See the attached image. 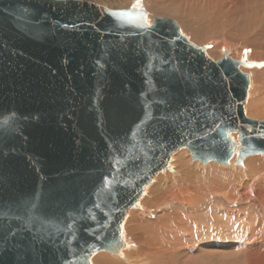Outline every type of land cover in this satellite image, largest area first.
<instances>
[{
	"label": "water",
	"instance_id": "1",
	"mask_svg": "<svg viewBox=\"0 0 264 264\" xmlns=\"http://www.w3.org/2000/svg\"><path fill=\"white\" fill-rule=\"evenodd\" d=\"M262 66L214 62L140 7L0 0V264L122 257L130 209L177 152L264 154L239 70Z\"/></svg>",
	"mask_w": 264,
	"mask_h": 264
},
{
	"label": "bare ground",
	"instance_id": "2",
	"mask_svg": "<svg viewBox=\"0 0 264 264\" xmlns=\"http://www.w3.org/2000/svg\"><path fill=\"white\" fill-rule=\"evenodd\" d=\"M167 1L170 2L172 0H167ZM167 1L165 4H168ZM198 1L199 3L201 1L202 5L195 2L196 6L190 5L191 7L189 8L188 12L185 10L181 11L180 9H177L179 7L171 8L169 4H168L169 7L167 5H163V4L161 5L162 2H160V4L157 3V5L155 4L154 6H151V11L153 13H162V14L170 13V14L178 15L179 19L184 24L186 32L192 35L191 37L192 41L199 40L197 42L198 44L200 41L206 40L208 35H212V39L211 38L210 40L208 39L209 44H202L204 43L202 42L201 45L199 44L200 45L199 47L205 46L206 55L214 62L217 61L216 59H212V58H217L215 54L219 55L222 54V52H226L228 57L234 60L235 59L233 57L234 52L232 51V49H234L236 52L239 49H241V46L245 43L250 44L249 47L252 48V54H251L252 58L257 60V61L250 60L248 62H256V63L264 62V0H198ZM136 2H138V0ZM172 2H173L172 6H176V4L178 3V2L176 3L175 0H173ZM185 2L187 3V1ZM133 3L135 4V2ZM145 3L147 4V2ZM141 4H142V0H141ZM197 4L200 6H198ZM188 13L189 14L192 13L193 15L194 13H196L199 18L198 20L196 19L197 22H195L194 20L193 22L190 19L192 15L190 14L191 15L190 16L188 15ZM153 17L154 16L150 18L147 14V23ZM221 31L223 32L226 31L228 33V36L226 35L228 39L225 38L226 37L225 35L219 37V34L221 35L220 33ZM218 37L219 40H217ZM243 61H247V60L244 59ZM239 70L242 73L247 74L249 76V81H250L245 115L247 112L249 114L250 113L254 114L255 116H260V115L264 116V91L263 92L261 91V93H259V96L258 94L255 95V93L257 92V90L255 89V85L258 86L264 83V66L259 68L240 67ZM253 81L255 83L254 85H253ZM254 95L255 97L253 98ZM250 120H254V119H250ZM237 137L238 136L236 133L231 135V138L235 143H238ZM184 150L185 149H182L174 155L170 163L172 170L171 171L166 170L164 172L159 173L155 178V180L153 181V183L151 184V186L149 187L151 189L154 186V190H156V192L166 189L164 191L165 194L163 195V197L165 198L164 202L161 201L164 203L163 206L172 207L174 204L178 203L180 205L181 211L176 213L174 216L173 215L169 216L168 214L169 217L163 214L164 216H160L159 219L160 222L157 224L146 223L139 219V215L140 213L143 212L144 208H147L148 204L145 205L144 203H140L139 208L130 209L127 218L125 220V224L123 226V231H122V238L123 236H127V233L129 232L132 238L134 239V241L132 240L133 242L132 241L126 242L123 239V241L127 244V247L122 250V257L101 251L92 257L91 264H187L189 261H191L190 257L192 251H198L196 256L199 257L198 254H201V256L204 255L206 249L205 250L203 249L207 248L208 244L210 245L209 247L211 248H217L218 246H220L221 243L217 240L218 238L215 237L214 235H213L214 236L213 239L208 235L210 239H208L209 241L207 242L206 240L207 238H205L207 236H205L203 225L195 224L197 223L195 221L196 216L194 215L195 218H193V214L194 213L197 214L195 212L196 209L192 208L193 211L190 210V212L188 213H185L187 211L184 212V209L194 207V205L201 199L204 200L210 199V196L213 194L223 197L224 199L229 201L231 200L236 201V199L238 198H241L242 200L243 199L258 200V197L264 196V156H263L264 154L251 155L249 157H246V159H243L241 165H239L240 167L239 166L236 167V165H234L236 164V159H237L236 158L237 152H236L233 155V157L230 159L228 164L225 165L228 168L229 172H224L223 170H226L225 167L224 169H221L218 166L219 165L218 163L214 162L215 165H213L212 164L213 161L208 162V165L203 169L200 167L199 161L189 163L188 160L190 159H188L186 162L184 158L180 157L187 152V151L185 152ZM175 159H178V162L180 163V167H181L180 170L182 172V175L189 174L192 171L191 170L192 168L200 171L202 170L203 172L210 171L213 173L208 175V177L206 176V180H208L207 182L209 184L208 186H212V182L216 181V183L219 182L221 185H224L225 188L212 187L211 189L212 191L210 192V194L206 195L205 192L201 191V187H200L201 185L197 183L198 179H200L201 177L197 176L195 173L194 176L196 177L195 179L197 180L194 182L195 184L192 182L190 183V179L192 178L187 180H181L180 182H176V180L175 182L171 181L172 180L171 175H175V173H177L175 166L173 165L174 162H176ZM197 166H199L200 168H198ZM214 170H218V171H214ZM232 173L237 174V176L232 177L233 176ZM191 176H192L191 174L187 175L188 178ZM219 177H225V178L219 179ZM203 178H205L204 175ZM195 179H193V181ZM211 180L213 181L211 182ZM240 194H243V196H240ZM148 196L150 195H147V197ZM146 200H148V198H146ZM159 200L160 198L158 199V201ZM152 202L156 203L154 201ZM214 208L218 209V206L216 207L214 206ZM262 208L264 210V205H262ZM208 211L205 212V214L208 213ZM220 211L221 213H217V214H224L225 216L226 215L228 216V220L223 223L225 224L227 223V225L224 224L226 226V230L232 232V237L230 239L234 240V244H235L234 246L237 245L238 242L237 239L240 240L243 238V240L241 241L243 246L240 247L241 244H239V248L246 250L245 253L247 258L248 259L254 258L256 260L264 259V220H256L253 217V218H249V220L247 221L243 217V215L240 218L236 217L237 219L236 220L232 216V212H225L223 210ZM210 214L208 213V215ZM204 217L202 219L206 220L204 219ZM216 219L217 221L214 223L212 222L213 225H211V227L209 226L211 228L210 232L213 231H215L214 233L219 232L218 225H220L221 220L223 221V219L217 218V216ZM201 220H199V222L203 221ZM248 222H250V224L251 222H253L252 226L248 227L250 225L248 224ZM204 225H205V221H204ZM238 233L242 234L241 238H239L240 235L238 236ZM245 242H250V243L245 244ZM194 243L196 244V246L193 245ZM134 245L137 246L138 251L137 253L132 254L131 247L134 248L133 247ZM235 248L237 247H234L233 249L235 250ZM184 256H188L187 259L180 262L178 258L180 257L182 258ZM193 262L196 261L194 260ZM199 262L200 263L198 264H206V262L203 261V257L200 258ZM248 263L252 264V260L249 261Z\"/></svg>",
	"mask_w": 264,
	"mask_h": 264
},
{
	"label": "rangeland",
	"instance_id": "3",
	"mask_svg": "<svg viewBox=\"0 0 264 264\" xmlns=\"http://www.w3.org/2000/svg\"><path fill=\"white\" fill-rule=\"evenodd\" d=\"M80 1H87V2H92V3H96V4H98V5H101V6H103V7H105V8H107V9H109V10H120V9H128L129 7H131V6H133L134 5V3L133 2H135V4H139L140 6V8H143V9H145V11L147 12V14H148V16L151 18L152 16H154L152 19H150L149 21H148V23L149 24H151L152 22H153V19L155 18V17H164V18H169V19H172V20H174L177 24H178V26H179V28H180V30H181V33H182V35L183 36H185L191 43H193L194 45H196V46H200L201 45V43L202 42H204V43H202V44H209V40H210V38L212 39V35H208L207 36V42H206V40H202V41H200L199 42V44L197 43L199 40H193L192 41V35L190 34V33H187L186 32V30H185V27H184V24H183V22L179 19V16L178 15H175V14H168V13H153L152 11H151V6H154L155 4L157 5V3H159L160 4V2H162L161 3V5L163 4V5H167L168 6V4H169V6L171 7V8H176V7H179V8H177V9H180L181 11H183V10H185V11H187L188 12V10H189V8L191 7V6H196L195 4L196 3H198V4H200V5H202V3H201V1H200V3H199V1L198 0H185V1H187V3L189 4H187L184 0H182L183 2H185V3H183L182 1H180V0H175L176 1V6H172L173 5V0L172 1H167V0H142V4H141V0H138V2H136L137 0H80ZM166 1H167V3L168 4H165L166 3ZM198 1V2H197ZM117 2V3H116ZM145 2H147V4L145 3ZM183 3V4H181V3ZM196 2V3H195ZM145 3V4H144ZM154 3V4H153ZM194 3V4H193ZM181 4V5H180ZM186 4V5H185ZM193 4V5H192ZM197 4V5H198ZM143 5V6H142ZM184 5V6H183ZM191 5V6H190ZM200 5H198V6H200ZM168 6V7H169ZM187 8V9H186ZM153 13V14H152ZM156 14V15H155ZM192 16H191V15ZM188 13V15H190L189 17H190V19L193 21H195V22H197L196 21V19L198 20L199 18H198V16H197V14L196 13H194V15L192 14V13ZM196 15V16H195ZM188 17V18H189ZM196 17V18H195ZM193 21V22H194ZM186 32V33H185ZM221 33V35L219 34V37L220 36H228V33L225 31V32H223V31H221L220 32ZM222 33H223V35H222ZM227 33V34H226ZM234 33H235V31H234ZM225 37V38H227L228 39V37ZM217 37V36H216ZM219 37L217 38V40H219ZM236 37V36H235ZM224 38V37H223ZM194 39V38H193ZM209 39V40H208ZM221 40V39H220ZM232 40H235V39H232ZM238 40H239V37H238ZM221 44V43H220ZM218 46V45H217ZM250 46V44H248V43H245V44H243L242 46H241V49H239L238 51H236L235 52V50L234 49H232V51L234 52L233 53V57L235 58L234 60H247V61H250V60H254V61H257V60H255V59H253L252 58V48L251 47H249ZM238 52V53H237ZM215 56H217V58H212V59H216L217 61L219 60V59H221V57H222V54H219V55H216L215 54ZM233 60V59H232ZM255 83H254V81H253V85H254ZM250 88H251V86H250ZM255 89L257 90V92L255 93V95L256 94H258V96H259V93H261V91L263 92L264 91V83L262 84V85H258V86H256L255 85ZM255 95L253 96V98L255 97ZM257 97V96H256ZM251 114V113H250ZM249 113H247L246 112V117L248 118V119H254V120H256V121H264V116L263 115H260V116H255L254 114H251L250 115ZM254 115V116H253ZM186 153L184 154V155H182V156H180V157H182V158H184V160L187 162V160L188 159H190V160H188V162L189 163H193V162H197V161H192L191 160V153L188 151V150H184ZM238 155V154H237ZM264 156V155H263ZM177 157H179V156H177ZM237 158V157H236ZM246 159V158H245ZM175 161L176 162H174V166H175V169H176V171H177V173H175V175H171V177H172V180L171 181H173V182H175V180H176V182H180L181 180H187V179H190V178H192V179H190V183L192 182V183H194L195 181H197L195 178V176H194V173L197 175V176H200L201 178L200 179H198V181H197V183L198 184H200L199 186L201 187V191L202 192H205V194L206 195H208V194H210V192L212 191L211 189H212V187L214 188V187H218V188H223L224 187V185H221L218 181V183H216V181H214V182H212L213 180H211V182H212V186H208L209 184H208V180H206V176L208 177V175H210L211 173H213V172H210V171H208V172H203L202 170L200 171V170H197V169H191L192 171L189 173V174H187V175H192L191 177H187V175H182V172H181V170H180V163L178 162V159H175ZM189 163H188V165H189ZM213 165H215V163L213 162L212 163ZM211 164V165H212ZM183 165V164H182ZM199 165H200V167L203 169L204 167H206L207 165H208V163L205 165V164H200V162H199ZM216 165H218V164H216ZM234 165H236V164H234ZM221 169H224V167H225V169L226 170H223L224 172H229V170H228V168L225 166V165H222L221 166V164H219L218 165ZM239 165H236V167H238ZM198 168H200L199 166H197ZM218 167V168H219ZM223 167V168H222ZM240 167V166H239ZM214 171H218V170H214ZM202 172V173H201ZM218 173V172H217ZM205 176V178H203V175ZM232 177H235V176H237V174H234V173H232ZM220 176V175H219ZM212 177V176H211ZM224 179L225 177H219V179ZM193 179H195L194 181H193ZM215 183V184H214ZM195 184V183H194ZM197 184V185H198ZM167 186H169V185H167ZM191 186V185H190ZM193 186H195V185H193ZM225 188V187H224ZM166 189H163L162 191H158V192H156V190H154V186L150 189H148L147 190V192H146V194H145V196L140 200V203H144L145 205H147L148 204V206H147V208H144L143 209V212L142 213H140V215H139V219L141 220V221H143V222H146V223H154V224H157V223H159L160 221H159V219H160V216H166L167 215V217H169V216H174L176 213H178L179 211H181L180 210V205L178 204V203H176V204H174L172 207H165V206H163L164 205V197H163V195L165 194V191ZM204 190V191H203ZM147 195H150V196H148L147 197ZM216 194H213V195H211L210 196V199H206V200H204V199H201V200H199L195 205H194V207H191V208H186V209H184V212L185 211H187V212H185V213H188V212H190V210H192L193 211V209L192 208H194V209H196V213L197 214H193V218H195V216H196V218H195V221L197 222V223H195V224H198V225H200V224H202L203 225V227H204V232H205V236H207V237H205V238H207L206 240H207V242L209 241L208 239H210L209 237H208V235L210 236V237H212V239H213V237L215 236V237H217L218 239V241L221 243L220 244V246H218L217 248H211V247H209L210 245L208 244L207 245V248H204L203 250H205V252H204V255H202L201 256V254H198L199 255V257H197L196 256V254L198 253V251H192L191 252V257H190V259H191V261H189L187 264H198V263H200L199 262V260H200V258H202L203 257V261H205L206 262V264H249L248 262L249 261H251L252 260V264H264V259H254V258H252V259H248L247 258V256H246V250H244V249H241V248H239V244H241V246L240 247H242L243 245H242V240H243V238L242 239H240V240H238L237 239V245L236 246H234L235 244H234V240H231L230 238L232 237V232L231 231H227L226 230V226L225 225H227V223L225 224V223H223V222H225V221H227L228 220V216L226 215H224V214H217V213H221V211L220 210H223V211H225V212H232V216L236 219V217L237 218H240V217H242V215H243V217L248 221L249 220V218H255L256 220H264V210H263V208H262V205H264L263 204V202H264V196H260V197H258V200L257 199H241V198H238V199H236V201L235 200H231V201H229V200H226V199H224L223 197H220V196H218V195H216ZM240 196H243V194H240ZM160 198V202L158 201V199ZM146 198H148V200H146ZM151 199H153V200H151ZM156 199V200H155ZM162 199V200H161ZM152 201H154V202H156V203H153ZM161 201H163V202H161ZM150 203H152V204H150ZM162 203V204H161ZM150 204V205H149ZM162 205V206H161ZM214 206L216 207V206H218V209H215L214 208ZM159 207V208H158ZM205 210H209L210 212H211V214H210V212L208 211V213L211 215H208V213H206L205 214V212H207V211H205ZM215 211V212H214ZM213 212V213H212ZM162 214V215H161ZM164 214V215H163ZM168 214H169V216H168ZM205 214V215H204ZM195 215V216H194ZM199 215H200V218H199ZM204 216H206V217H204V219H206V220H203L202 218ZM216 216H217V218H220V219H223V221L221 220V223H220V225H218V228H219V232H217V233H214L215 231H213V232H210L211 231V225H213V223L214 222H216L217 221V219H216ZM209 217V218H208ZM214 217V218H213ZM208 218V219H207ZM203 221H202V220ZM212 219V220H211ZM191 220H193V219H191ZM199 220H201L202 222H199ZM207 220H210V221H207ZM237 220V219H236ZM194 221V222H195ZM204 221H205V225H204ZM213 222V223H212ZM207 223V224H206ZM252 223L253 222H251V224H250V222H248V224H250L248 227H250V226H252ZM125 224V223H124ZM223 224V225H222ZM225 224V225H224ZM208 227H207V226ZM210 226V227H209ZM216 227V226H215ZM125 229V228H124ZM221 229V230H220ZM225 229V230H224ZM209 230V231H208ZM137 233V232H136ZM213 233V234H212ZM244 233V232H243ZM214 235V236H213ZM240 235V237L239 238H241V236H242V234H240V233H238V236ZM243 236H244V234H243ZM247 236V235H246ZM123 239L126 241V242H131L132 240L134 241V239L132 238V236H131V234L128 232L127 233V236H123ZM132 241V242H133ZM249 244L250 242H245V244ZM194 246H196V244L194 243L193 244ZM134 248H132L131 247V253L132 254H135V253H137V251H138V248H137V246L136 245H134L133 246ZM198 247H199V245H198ZM234 247H237V248H235V250L233 249ZM244 248V247H243ZM214 250V251H213ZM234 250V251H233ZM214 252V253H213ZM232 252V253H231ZM211 253V254H210ZM213 253V254H212ZM238 253H240V254H238ZM243 253V254H242ZM245 253V254H244ZM109 254V253H108ZM232 254V255H231ZM193 255V256H192ZM207 255H208V258H207ZM215 256V257H214ZM235 256V257H234ZM186 257V258H185ZM187 257L188 256H184V257H180V258H178L179 259V261L180 262H182V261H184V260H186L187 259ZM196 257V258H195ZM232 258V259H231ZM183 259V260H182ZM214 259V260H213ZM196 261V262H193V261ZM213 260V261H212Z\"/></svg>",
	"mask_w": 264,
	"mask_h": 264
},
{
	"label": "snow or ice",
	"instance_id": "4",
	"mask_svg": "<svg viewBox=\"0 0 264 264\" xmlns=\"http://www.w3.org/2000/svg\"><path fill=\"white\" fill-rule=\"evenodd\" d=\"M140 5L137 3V4H134L133 5V7H139ZM126 13H123V12H121V13H119V15H125Z\"/></svg>",
	"mask_w": 264,
	"mask_h": 264
}]
</instances>
